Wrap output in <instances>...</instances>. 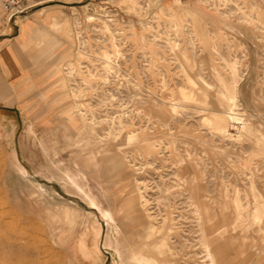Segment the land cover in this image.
I'll return each instance as SVG.
<instances>
[{"label": "rangeland", "instance_id": "obj_1", "mask_svg": "<svg viewBox=\"0 0 264 264\" xmlns=\"http://www.w3.org/2000/svg\"><path fill=\"white\" fill-rule=\"evenodd\" d=\"M71 20L0 144V264H264V0L85 1Z\"/></svg>", "mask_w": 264, "mask_h": 264}, {"label": "crops", "instance_id": "obj_2", "mask_svg": "<svg viewBox=\"0 0 264 264\" xmlns=\"http://www.w3.org/2000/svg\"><path fill=\"white\" fill-rule=\"evenodd\" d=\"M85 1L107 0H35L24 16L11 20L0 9V144L12 142L25 122L30 104L21 96L24 88L39 86L38 78L49 74L51 56L58 40L63 41L53 29L59 28L64 15L72 21V11L83 9ZM38 97L44 100L42 92ZM28 126L33 128L31 123Z\"/></svg>", "mask_w": 264, "mask_h": 264}, {"label": "bare ground", "instance_id": "obj_3", "mask_svg": "<svg viewBox=\"0 0 264 264\" xmlns=\"http://www.w3.org/2000/svg\"><path fill=\"white\" fill-rule=\"evenodd\" d=\"M27 132L31 133L32 132V127ZM50 163H51V166L52 167H55V164L53 162H50ZM24 171L25 170L22 169V171H21V175L22 176L24 174ZM56 176H58L61 180H63V182H65L63 184H66V185L73 184L74 186L76 184L75 181H74V179H73V177L68 173V170H62V171H60V174L59 175H56ZM76 189H77L78 193L80 194V196L85 199V202H87L89 205H93L94 206L93 201L90 199V197L88 196V194L86 192H84L81 188H78V187ZM64 207H62V208L60 207V208L62 210H65L66 208H64ZM103 216L105 218H110L109 213H106V212L103 213ZM82 224H83V226L85 228L84 229V234H82L84 240H85V237H87V236L94 237L96 239H98L100 237L101 229L97 226V224H96V222H95L94 219H91V217H86L85 220L82 222ZM109 245H110V239H109V236L107 235L106 240L104 242V247L105 248H109ZM97 250H98V248L95 247L94 248V252L96 254H97ZM113 252H114L115 257H117L118 259H120V255H119L118 250L117 251H113ZM209 257H210V264H215L214 259L212 258V256L209 255ZM131 262H133L134 264H153V262H151L150 260L144 259L143 257H137V256H133L131 258ZM131 262L129 264H133Z\"/></svg>", "mask_w": 264, "mask_h": 264}, {"label": "built area", "instance_id": "obj_4", "mask_svg": "<svg viewBox=\"0 0 264 264\" xmlns=\"http://www.w3.org/2000/svg\"><path fill=\"white\" fill-rule=\"evenodd\" d=\"M33 2L35 0H2L0 2V9L11 20L17 16H24L34 5Z\"/></svg>", "mask_w": 264, "mask_h": 264}]
</instances>
